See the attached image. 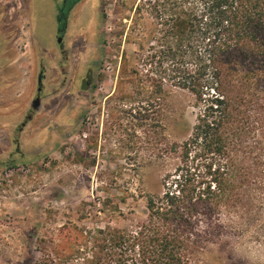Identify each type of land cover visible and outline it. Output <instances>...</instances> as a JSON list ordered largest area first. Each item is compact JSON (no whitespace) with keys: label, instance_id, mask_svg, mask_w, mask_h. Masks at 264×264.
Wrapping results in <instances>:
<instances>
[{"label":"rangeland","instance_id":"374dc122","mask_svg":"<svg viewBox=\"0 0 264 264\" xmlns=\"http://www.w3.org/2000/svg\"><path fill=\"white\" fill-rule=\"evenodd\" d=\"M139 1L82 0L61 53L58 0H0V264H81L82 254L63 256L80 229L129 228L160 191L171 164L155 158L158 125L181 141L196 109L188 91L172 88L151 120L132 118L119 69L124 55L143 52L152 20L136 13ZM193 258L264 264V213Z\"/></svg>","mask_w":264,"mask_h":264},{"label":"trees","instance_id":"16d2710c","mask_svg":"<svg viewBox=\"0 0 264 264\" xmlns=\"http://www.w3.org/2000/svg\"><path fill=\"white\" fill-rule=\"evenodd\" d=\"M78 1L57 5L59 31ZM135 11L152 21L143 52L124 55L119 69L132 118L151 120L177 88L193 97L194 123L181 141L158 125L155 158L171 167L144 216L129 228L80 229L63 256L196 264L204 245L243 234L264 213V0H140Z\"/></svg>","mask_w":264,"mask_h":264},{"label":"flooded vegetation","instance_id":"af4514ba","mask_svg":"<svg viewBox=\"0 0 264 264\" xmlns=\"http://www.w3.org/2000/svg\"><path fill=\"white\" fill-rule=\"evenodd\" d=\"M82 0H79L76 4H74V6L70 9V11L68 12V15H67V22H66V27L63 31H59L58 28L56 30V34H55V43L58 47V49L60 50L61 53H65V49L63 47V41L64 39L68 36L69 32H70V29H71V24H72V21H73V14H74V11H75V8L76 6L81 2ZM62 2V0H58V3H56V8H57V5ZM57 23V22H56ZM86 76H90V71L89 72H86ZM43 77V73H42V70L39 72V75H38V86H37V89H36V94H35V98L38 97V101L40 103V92H41V89H42V86H41V79ZM86 83L88 84V82L86 81ZM33 99V100H34ZM33 102V101H32ZM39 106V105H38ZM37 106V107H38ZM36 107V108H37ZM36 108H32V104H31V112H33ZM31 118V114H28L26 115L25 117V120L21 123V125L18 127V130L22 129V127L26 124V121H28L29 119ZM17 144V142H16ZM18 150V147L16 148Z\"/></svg>","mask_w":264,"mask_h":264},{"label":"water","instance_id":"95a60500","mask_svg":"<svg viewBox=\"0 0 264 264\" xmlns=\"http://www.w3.org/2000/svg\"><path fill=\"white\" fill-rule=\"evenodd\" d=\"M38 105H39V101H38V97H36V99H34L32 102V108H36Z\"/></svg>","mask_w":264,"mask_h":264}]
</instances>
